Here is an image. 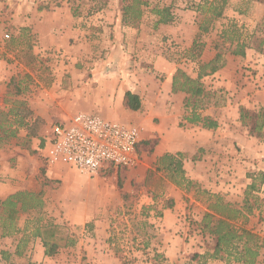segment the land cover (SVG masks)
Masks as SVG:
<instances>
[{"label":"rangeland","instance_id":"rangeland-1","mask_svg":"<svg viewBox=\"0 0 264 264\" xmlns=\"http://www.w3.org/2000/svg\"><path fill=\"white\" fill-rule=\"evenodd\" d=\"M146 1L142 20L127 21L123 0H0V112H31L30 117L44 121V133H49L52 124L78 113L98 114L134 125L141 132L136 167L110 169L94 177L74 169L69 178L50 174L40 141L27 144L20 139L19 153L26 159L30 154L32 162L28 161L34 168L33 175L29 174L31 185L19 191L43 192L42 224L49 226L61 248L55 256L46 257L41 238L30 236L17 255L23 238L19 234L0 240V264H95L93 253L111 254L121 264H197L192 255L213 252L216 244L199 228L205 215L213 214L211 195L242 207L252 182L249 176L264 170V53H256L257 59L231 55L221 48L220 38L231 21L247 28L244 36L252 35L257 23L258 36L264 37V27H260L264 3L229 0L231 5L214 31L201 36L205 48L200 60L209 62L222 49L225 66L202 79L203 95L187 106V95L173 93V81L170 87L166 81L178 69L198 77L199 65L191 49L199 33L196 10L202 0ZM156 6H178L182 13L191 16L195 12L196 17L178 15L180 28L164 30L155 25L159 17L152 10ZM160 55L162 71L154 66L155 56ZM97 73H114L143 84L141 110L125 107L120 115L89 103L84 89H95ZM19 81L28 92L17 94ZM113 101L115 107L117 100ZM193 112L214 117L220 123L218 136L202 140L197 135L196 139L193 132L200 127L185 121ZM162 142L167 152L179 150L188 156L184 169L193 182L190 187H177L165 172L156 171L158 158L165 154L159 155ZM14 149L11 144L0 145V155ZM159 212L171 214L167 226ZM31 214H22V228ZM218 218L214 214L213 220ZM238 225L264 239V206L254 210L248 222L240 218ZM29 229L33 231V226ZM169 237L178 243L167 258L157 251ZM68 238L76 241L75 246H65ZM262 253L264 249L258 262L264 264ZM207 264L227 263L211 259Z\"/></svg>","mask_w":264,"mask_h":264},{"label":"trees","instance_id":"trees-1","mask_svg":"<svg viewBox=\"0 0 264 264\" xmlns=\"http://www.w3.org/2000/svg\"><path fill=\"white\" fill-rule=\"evenodd\" d=\"M255 2L264 3V0H254ZM123 15L125 19L132 21L142 20L145 12L142 6L148 4L146 0H123ZM229 5V0H202L197 8L199 24V33L193 41L191 53L194 61L199 65L198 77L189 76L184 70L178 69L173 76V93H185L187 95V106L192 105L191 100L196 101L204 93L203 78L216 74L225 66L224 54L218 52L209 62L200 60L205 45L200 42L202 35L211 33L215 28V23L222 19L224 12ZM172 6H156L152 13L159 18L155 25H168L173 22ZM260 24V23H259ZM258 24V25H259ZM264 27V20L262 24ZM245 27H240L236 21H231L223 27L221 33V48L234 56L245 57L248 49H255L257 52L264 53V37L258 36L257 30L252 35L244 36ZM220 49V46L217 45ZM198 51V52H196ZM22 81H19L17 94H24L28 89H22ZM123 105L134 112L141 110L142 99L138 94L130 91L126 92ZM196 108V107H195ZM195 110V109H194ZM29 116V117H28ZM31 112L23 115L14 112H0V145L11 144L18 146L19 140L25 143H31L34 139L40 141L39 148L43 149L45 138L48 133H44V121L39 118H32ZM185 121L193 126H198L205 130H216L219 127L218 121L208 115L197 114L193 112L190 116L185 117ZM25 131V136H20V131ZM21 141V140H20ZM22 142V143H23ZM30 151V148H27ZM188 156L182 152H166L159 157L156 164V171H162L167 174L169 181L181 188H188L192 181L186 177L184 169V160ZM252 182L247 186L245 198L242 207H237L223 200L220 195H211L215 198V203L210 205L209 209L213 212L207 213L199 223V228L204 234H208L216 241L213 252L205 251L203 254L196 253L192 255V260L197 264H207L211 259H220L227 264H257L260 257L261 249H264V239L257 234L246 230L243 226L238 225L240 218L249 221V217L254 214V210L261 211L264 206V197L259 195L264 185V171L249 176ZM43 192L35 191H17L3 200H0V240L9 237H17L23 234L19 240L16 254L21 255V248L26 245L28 238L32 236L41 238L45 248V256L52 257L58 254L61 245L53 234L48 230V225L42 224V215L45 208V201L42 198ZM127 197L126 193H123ZM253 201V202H251ZM172 202L168 206H171ZM31 214L27 218L24 228L20 225L22 214ZM160 215H162L159 212ZM214 214L220 216L214 219ZM262 220V217H260ZM246 224V223H245ZM29 225L33 226L30 232ZM76 241L68 238L66 247L75 246ZM1 245V244H0ZM6 255V252H2ZM4 259H7L5 256Z\"/></svg>","mask_w":264,"mask_h":264},{"label":"built area","instance_id":"built-area-1","mask_svg":"<svg viewBox=\"0 0 264 264\" xmlns=\"http://www.w3.org/2000/svg\"><path fill=\"white\" fill-rule=\"evenodd\" d=\"M141 132L98 114L78 113L51 125L42 149L49 166H67L87 176L138 164Z\"/></svg>","mask_w":264,"mask_h":264},{"label":"crops","instance_id":"crops-1","mask_svg":"<svg viewBox=\"0 0 264 264\" xmlns=\"http://www.w3.org/2000/svg\"><path fill=\"white\" fill-rule=\"evenodd\" d=\"M229 5H231V3H229ZM240 13L244 14V12H239L238 14H240ZM178 15H183L184 17L187 16V18L192 17L193 15H195L194 17H196L195 12H193V15L191 14V16L189 14L186 15V12L182 13V11L180 9H178V6H175V8H173V22L168 24V25H162L164 30L169 28V27L180 28V26H177V23H176L178 20H181V19L177 18ZM70 18L72 21L74 20V18H72V17H70ZM187 18H185V20H183L184 26H185V22L187 21ZM191 22L194 24V21H191ZM64 25H68V23L64 24ZM175 25H176V27H175ZM256 27H257V23H256ZM256 27H255V30L257 29ZM118 30L120 33L121 29L118 28ZM245 31H248L246 27H245ZM119 33H117V34H119ZM179 34L182 35L181 31L179 32ZM180 39L182 40L181 36H180V38H178V40L181 41ZM256 53H258V52L255 49H248L246 52V57H248V58H253V57L260 58V56H257ZM155 57H157V60L154 62L155 69L157 68V70L160 69V71H162L163 57L161 55L159 57L158 56H155ZM173 76H174V74H172L170 77L167 78V81H166L167 87L168 86L170 87L172 85ZM93 81H94V83H96V85H94L95 89H93V90H88L87 88L84 89L86 94L89 95V100H90L89 103L94 102L97 105H100V106L102 105L103 108L105 109V111L108 113L117 112L120 115H123L122 112L125 111V109H126L125 106L123 105V101H124L125 94L128 91L135 93V94H138L141 98L143 97V93H141V90L143 89V84L138 85L137 82L127 80L123 77L121 78L119 76H116V74H114V73L113 74L111 73L110 75H106V76H102V75H100V73H97L96 78ZM79 96H81V98H83L81 93L79 94ZM92 97H93V99H95L94 101H91ZM115 99L117 100V104L115 105V107H112V102H113V106H114L113 100H115ZM83 104H85V103H83ZM81 105H82V103H81ZM128 116H129V114H128ZM200 130H201V132H200ZM219 131H220V123H219V127L216 130H205V129L200 128L197 133L193 132V135H195L196 139H199L197 136V135H199L202 140H205L207 138L209 139V137L213 138V137L218 136ZM166 145L167 144H165V142H162L161 146L159 147V149H161V151L159 152V155H163V153L167 152L168 146H166ZM174 152L178 153L181 151L177 150ZM28 154H29V152H28ZM30 158H31L30 154H29V159L24 158L23 155L19 153L17 146H15L14 150H11L7 153L1 152L0 160L4 161L3 163L0 164V198L1 199H5L9 195L21 190L22 188L24 189L25 187L31 185L30 180L32 179V176L29 174L32 173V175H33L32 169L34 167L31 168V166H30L29 161L32 162V158L31 159ZM57 167H59V166H50L49 168H51V169H50L49 173L50 174L61 173V174H64L65 177L69 178L71 176V172L74 171V170L67 168V167H62V168L61 167L57 168ZM262 171H264V170H262ZM92 211H94V210L92 209L90 212H92ZM170 215H171L170 213H163L162 214V217L160 218V220L163 222L164 226H167L166 222L168 221ZM78 223L80 224V222H78ZM177 243H178V241L174 240V237H169V238H167V242L163 246V248L161 247L162 249L158 250L157 252L158 253H164L165 257L168 258L170 255H172L176 251L175 246ZM91 255H93L91 257V259L93 262H95V264H121L119 262V260H117L111 254L99 253V254L94 255V253H93ZM260 259H264V253L261 254ZM92 264H94V263H92ZM257 264H262V263L258 262Z\"/></svg>","mask_w":264,"mask_h":264}]
</instances>
